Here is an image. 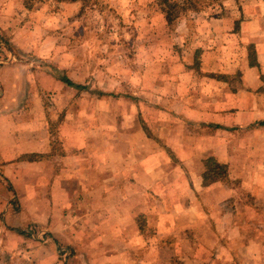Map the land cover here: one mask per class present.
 Returning <instances> with one entry per match:
<instances>
[{"label":"crops","instance_id":"1","mask_svg":"<svg viewBox=\"0 0 264 264\" xmlns=\"http://www.w3.org/2000/svg\"><path fill=\"white\" fill-rule=\"evenodd\" d=\"M184 19L166 55L151 39L150 76L123 69L122 86L151 80L144 93L122 89L114 150L104 115L80 119L96 104L65 99L82 83L73 74L32 66L12 43L0 52V250L18 241L32 264H264V23L207 24L199 55ZM225 49L238 55L222 69Z\"/></svg>","mask_w":264,"mask_h":264},{"label":"rangeland","instance_id":"2","mask_svg":"<svg viewBox=\"0 0 264 264\" xmlns=\"http://www.w3.org/2000/svg\"><path fill=\"white\" fill-rule=\"evenodd\" d=\"M257 1L0 0L2 3L0 11L4 17V22L1 23L3 28L0 30V42H3L0 43V52L5 55L12 43L16 55L25 57L29 54L32 56L28 60L32 66H44V69L57 73L64 80H69L67 77L73 74L74 81L82 83L77 84L80 86L79 90L74 91L73 95L68 94L65 99L72 97L80 103L94 102L96 106H99H95L94 110H79L80 119L83 116L84 118L87 115L91 116L93 113L96 119H101L99 117L104 115L110 123L112 149L114 150L118 147V142L115 141L116 135L122 136V115L125 114L122 109V89L127 88L136 93H144L143 90L148 91L149 89L143 87H150L143 83V77L142 83H139L140 79H137L136 82L139 84L125 85L124 82L122 86V72L125 68L127 70L138 69L142 74L147 73L150 76V72L157 69L152 67L149 61L151 39L157 40L156 52L159 51L160 54L166 55L168 53L166 38L171 31V25L178 18L184 17V20L192 22V30L188 39L190 46L196 48L199 45L197 39L203 36V32L206 36L208 32H214L207 24L220 23L221 26H234L239 22L247 21L264 23V6L261 3L257 4ZM170 11L174 13L170 15L171 21L168 20ZM10 17L11 20H8ZM200 24H204L203 27L207 28L203 29L198 26ZM258 32L259 34L255 37H263L264 31L259 30ZM214 37L212 40L206 39L205 45L212 46ZM196 49L200 55L201 48ZM135 54L138 60L134 59ZM140 55L143 57L141 58ZM237 55L238 52L235 49H225L223 63H221L222 69L230 64L229 56ZM124 56H130V58H124ZM213 56L214 54L207 55L206 62L212 61ZM194 57L197 58L198 55ZM196 62L197 60L194 59V67L198 65ZM159 64L164 65L159 66L160 73L168 69L167 60L164 57L160 58ZM150 80L144 81L149 84ZM149 97V94H143L144 101L139 100L148 103L146 101ZM103 105L105 108H102ZM144 112L147 117H150L149 111ZM150 128L148 126V129ZM120 144L122 150V143ZM145 157L143 163L149 165ZM221 165V174L224 175L222 179H224L226 169L225 165ZM220 191L223 192V190ZM179 192L183 190H173L174 194ZM111 202H115L116 206H110L107 209L110 216L108 222H118L122 218V205H117L119 201ZM27 229H29L28 226ZM31 231L30 235L33 234ZM109 235L107 238L110 237ZM42 236L38 233L39 238L35 239L43 242L44 239H40ZM121 237L122 230L116 234V238ZM29 242L28 240L26 247L33 249L38 243ZM19 243L17 241L12 245L3 246V250H0V264H32L38 261V255H29L28 251L21 252L19 247L22 249L23 247L22 243L21 245ZM58 249L64 248L59 247ZM64 254L69 257L70 251H64ZM206 258L210 257L203 256L200 259Z\"/></svg>","mask_w":264,"mask_h":264},{"label":"trees","instance_id":"3","mask_svg":"<svg viewBox=\"0 0 264 264\" xmlns=\"http://www.w3.org/2000/svg\"><path fill=\"white\" fill-rule=\"evenodd\" d=\"M205 1H207V0H205ZM180 9H181V8H180ZM172 14L174 15L173 11H170L169 14H168V20L171 19V18H170V15H172ZM170 21H171V20H170Z\"/></svg>","mask_w":264,"mask_h":264}]
</instances>
